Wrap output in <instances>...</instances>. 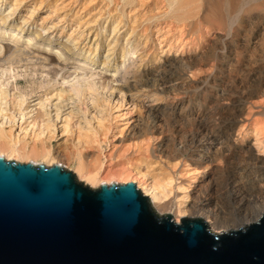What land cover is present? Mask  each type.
<instances>
[{
	"label": "bare ground",
	"instance_id": "6f19581e",
	"mask_svg": "<svg viewBox=\"0 0 264 264\" xmlns=\"http://www.w3.org/2000/svg\"><path fill=\"white\" fill-rule=\"evenodd\" d=\"M105 1L120 2L125 7L136 5L135 0ZM163 1L164 15L171 22L183 25L196 19L194 26L200 29L202 39V26H216L233 37L264 24V0ZM112 11L100 26L106 30L98 34L101 39L95 36L97 46L85 51L90 63L108 38L115 40L118 27L125 25L117 7ZM80 34L79 38L84 36ZM123 38L126 45L127 35ZM114 44L111 42L109 50ZM243 44L246 45L245 40ZM213 45L189 59H168L155 77L139 79L135 89L157 83L161 87L159 93L177 99L151 109L152 116L137 117L132 123L119 124L117 116L114 118L109 111L112 106L104 105L106 96L90 85L86 86L88 89L78 85L57 91L33 100L34 104L27 107L25 99L12 97L0 88V155L48 166L60 163L72 168L77 177L92 187L113 181L136 182L159 213H172L178 222L185 215L203 218L216 232L257 222L264 214V155L258 153H264V60L254 54V60L245 63V68L240 61L231 62L230 69L225 65L228 72L224 73L223 84H219V93L214 95L209 77L197 81L184 78L185 71L207 61L204 55H215L220 46ZM236 69L240 74L237 70L235 77L231 71ZM197 98L204 104L198 101L199 107H195L196 104L188 103ZM253 98L260 99V105L246 112L245 103ZM37 109L42 111L40 119ZM236 129L243 134L239 143L233 141ZM249 135L255 136L258 154L251 143H242Z\"/></svg>",
	"mask_w": 264,
	"mask_h": 264
},
{
	"label": "rangeland",
	"instance_id": "374dc122",
	"mask_svg": "<svg viewBox=\"0 0 264 264\" xmlns=\"http://www.w3.org/2000/svg\"><path fill=\"white\" fill-rule=\"evenodd\" d=\"M2 2L0 5V88L12 97L16 95L20 99H25L26 107L33 105V100L50 96L52 93L56 94L57 91L70 90L71 87L78 85L81 89H88L90 85L93 89H98L100 95L106 96L103 97L104 100L112 99V102L105 100L103 104L106 108L112 106L109 111L114 113L112 114L114 118L117 116L119 124L125 121L132 123L137 117L152 116L151 109L172 103L177 99L172 95L165 96L159 93L161 87L159 85L157 87V83L140 85L141 87L135 89L139 79L145 80L147 77L152 78L160 73V67L168 59H189L213 48V44L218 43L220 47L215 50L216 53L213 51L215 55H212V58L210 54L205 53L204 58L207 61L204 60V63L206 64L194 66L184 72L186 81H197L209 77L212 80L209 85L212 87L210 90L214 95L219 93L220 85L223 84L228 72L226 68H231L229 66L231 62L234 64L233 62L240 61L239 63L245 68L248 62L250 64L254 60V54L264 60V24H258V28H255V25L254 29H248L243 35L233 37L223 29H216V26H208L209 31L206 26H202L201 31L204 33L202 39L199 37L200 29L194 26L196 19L186 21L184 23L186 26L175 21L171 22L170 17L164 15L166 6L163 0H135V6L126 7L120 2V4L115 1L109 3L105 0H3ZM116 7L118 14H123L119 16H123L125 25L121 23L122 25L118 27L115 44L108 38L101 46L96 59L90 63L85 51L88 53L97 46L95 36L101 39L98 34L104 29H100V26L109 18V12H113V8ZM9 15L11 17L6 18ZM180 31L185 32L182 34ZM80 33L84 35L81 38H79ZM124 35H127L129 39L126 45ZM71 38L75 44L72 43ZM220 39L223 41H219ZM244 40L246 45H250L249 48L243 44ZM111 42L114 45L109 50ZM192 42L199 43L194 45ZM169 46L176 48L169 49ZM119 56L123 59L115 63V59ZM237 70H233L234 73L231 71L235 77L240 74ZM236 71L238 74L235 73ZM7 100L10 101L9 98ZM250 100L245 103L246 112L249 108L256 110L260 105L257 103L260 99ZM198 101L204 104L200 98L188 100V103L190 105L194 103L195 107H199ZM37 110V118L40 119L42 111ZM236 130L233 141L239 143L243 134H239ZM254 137L249 135L242 143L245 145L251 143L256 154L264 155L258 151V145H254ZM63 166L75 172L72 168ZM173 217L175 218L174 214Z\"/></svg>",
	"mask_w": 264,
	"mask_h": 264
},
{
	"label": "water",
	"instance_id": "95a60500",
	"mask_svg": "<svg viewBox=\"0 0 264 264\" xmlns=\"http://www.w3.org/2000/svg\"><path fill=\"white\" fill-rule=\"evenodd\" d=\"M161 214L136 182L92 187L0 155V264H264V214L226 232Z\"/></svg>",
	"mask_w": 264,
	"mask_h": 264
}]
</instances>
